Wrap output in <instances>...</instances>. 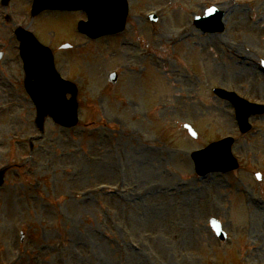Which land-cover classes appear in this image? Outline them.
<instances>
[{
  "label": "rangeland",
  "instance_id": "obj_1",
  "mask_svg": "<svg viewBox=\"0 0 264 264\" xmlns=\"http://www.w3.org/2000/svg\"><path fill=\"white\" fill-rule=\"evenodd\" d=\"M139 1L141 0H131L132 12L129 18V29L131 30L137 25L145 29V23L138 22L137 5ZM249 2L250 0H161V3L144 10L148 11L159 6L167 8V13L164 15L165 24H159L156 28L160 34L158 45L160 58L155 63L157 66L161 65L158 66V69L164 72V78L166 79L165 75L168 73L180 72L178 67L182 66V62L186 59L195 61L199 58L202 67L207 66V71L208 68L216 66L231 67L228 71L214 70L216 81H210V89L219 86L231 89L233 86L231 84H234L239 93L250 101L264 102V69L260 60L249 54L250 50H254L264 58V24L255 23L256 19L264 17L262 10L264 0H259V3L248 12L249 7L242 5ZM213 6L219 7V10L228 6L227 13L236 11L228 21V26L231 28L229 34L224 35L223 38L219 36L204 37L196 33L194 38L188 44L186 43L184 51L176 52L180 47L174 48L171 45L172 40L179 35L182 29L190 28L189 24H191L194 15H203L206 9ZM19 9L22 8L19 7ZM179 12L182 13L183 20L176 24L169 23L168 20L175 22V18L171 16H175ZM168 16L170 17L168 18ZM74 26L73 14L46 13L36 19L35 32L42 44H46L47 41L53 44L55 39L61 41L66 38H74ZM251 26H253V30H251ZM5 33L0 34V42H4ZM129 36L130 32L122 36V39L125 40ZM148 41L149 46L142 47L140 51L142 55L151 57L157 47L153 48V40ZM118 47H120V41L116 39H105L92 43L90 48L85 51V55L79 59L86 60L92 54L98 53L99 58L94 57L95 61L89 67V79L98 80L106 69L116 66V63H110L108 59H113L116 55V51L111 49ZM173 49L177 54H174ZM1 50H4V47H1ZM5 50L9 57H15L18 51L13 48L9 51ZM8 56L0 63V106L6 108V106L14 104V107L10 106L6 112L0 115V142L5 143L4 149L0 146V156L3 153L5 155L0 159V167L3 165L11 167L12 160L20 161L21 155H30L29 147L13 143L11 135L40 134L33 125L36 118L35 108L23 89L24 74L20 61L17 58L16 63L12 62ZM248 58H251L252 61H249ZM121 60L118 66L122 65L123 67L120 69L122 79L116 87L108 84V77L119 67L105 73L99 91L94 90L89 81L81 77L82 85L79 94L82 109L81 125L77 129L65 131L48 121L45 127L46 141L32 143L38 161L32 176L42 181V188L37 189L28 180L25 171L13 170L9 174L11 177L7 178L5 187L0 190V262L11 263L18 254L22 253V255L24 254L23 264H241V259L247 255V250L251 251L252 249L256 254L254 259L257 261L256 263L252 262L264 264V251H262L264 248L263 207L257 209L252 223L247 228L246 226L241 228L233 223L225 224L226 232L233 237L226 244L218 241L207 222L212 216L218 217L211 213L203 212V214L193 216L191 220L194 223V228L189 235L193 239H188L191 240L190 243L180 241L179 238L175 240L174 237L173 241L169 242L165 238L164 232H159L158 224L156 232H153L152 224L149 223L148 228L142 224L141 221H146V214L155 208V206L149 208L148 204L152 206L154 200L153 204L159 205L161 198H158L157 194L151 190L148 191L156 197L149 201H144L139 205L134 202V198H138L144 189H140L142 181L149 182L151 179L157 185L161 182V178L157 173L158 165L150 166L153 176H149L144 174L143 170L138 172L135 163L122 161V158L127 161L128 157L132 162L134 159L136 160L131 148L137 146L139 140L135 139L132 144L120 138V143L117 144L110 131L112 129V126L109 125L110 121L107 123L104 121V118L111 119L116 117L115 115L130 121L143 108L142 105L138 106V100H134L129 95V88L124 83V77L132 74L127 65L133 63H127L128 60L122 58ZM152 60L150 58L145 64L139 62L137 65L146 66ZM183 66L189 67L187 75L196 87L195 92H187L185 86L181 84L176 86L173 83L176 86L174 102L164 106L168 102L166 101L160 107L166 109L174 107L173 111L168 112L170 115L165 116L167 119H164V124H171L172 130L176 133V139L181 142L178 148L186 149L188 154L186 157L181 156L176 159L169 151L171 147L163 145V148L169 153L170 167L174 170L176 164L180 165L182 171H177V173L186 180L190 179L188 175L194 173L189 155L207 147L211 141H218L226 135L235 134L233 131L237 125H235L231 106L220 101L213 105L206 104L212 110L202 117L180 110L191 104L192 98L200 101L199 68L195 63ZM70 68L75 70L73 64L70 65ZM169 78L172 79L171 76ZM139 92L146 95V100L156 97L160 93V81L155 70L150 69L146 77L137 83L135 93ZM201 92L208 93L205 83ZM138 116L143 119L141 115ZM146 119L149 118L146 117ZM10 120L24 127L25 130L18 133H4L5 125L7 122H11ZM116 123L120 126L123 125L122 121H116ZM185 124H190L198 131L200 134L198 142L191 141L183 133ZM256 126L257 129L262 130L259 136L248 135L241 139V145L245 151L243 161L247 160L246 152H250L254 161L251 166L243 167L242 176H247L249 172L254 171V165L264 170V123H257ZM148 127L152 129L151 126ZM2 128L3 131H1ZM8 128L10 130L17 129L13 125H8ZM101 134L110 136V140L103 141ZM155 141L157 142V140ZM40 144L46 145L48 152H39L37 147ZM117 145L120 146V150L116 151ZM253 145H257V147ZM47 162H51L52 169L49 170L46 167ZM121 175L125 176L127 180ZM174 177L180 181L176 173ZM192 177L196 180L194 182L199 179L194 174ZM252 177L254 186L258 187L255 174ZM122 179L124 188L134 185L139 187L134 195L124 197L120 191H115L113 197L107 195L91 197L92 194L87 193L84 198L91 197L92 201L89 203H86L84 198L78 199L75 196L76 192H82L100 184L120 187L119 183ZM17 180L24 186L17 185L15 187V183H18ZM246 180L249 179L247 177L236 179L239 188L246 186ZM176 187H170V190ZM246 191L250 192L249 189ZM255 198L261 200L257 193ZM262 200L264 204V196ZM245 202L244 197L229 198L232 215L240 217V213L233 210V205ZM106 206L111 208L108 213L105 210ZM201 206L204 205L201 204L200 199ZM104 217L108 219L110 229L102 226L101 218ZM124 224L133 234L134 241L143 249L145 248L144 253H135L123 240L120 227ZM23 230L26 238L21 247L19 240ZM173 234L177 233L173 232ZM36 238H38V245L34 246L32 242ZM195 239L198 241L196 245ZM30 251L41 253L40 263L31 259Z\"/></svg>",
  "mask_w": 264,
  "mask_h": 264
},
{
  "label": "water",
  "instance_id": "obj_2",
  "mask_svg": "<svg viewBox=\"0 0 264 264\" xmlns=\"http://www.w3.org/2000/svg\"><path fill=\"white\" fill-rule=\"evenodd\" d=\"M65 2L60 3V9H67L64 8ZM51 8V7H45ZM84 8V7H81ZM198 28L202 29L204 32H221L222 26H220V18L215 16H208L203 20H199L197 22ZM20 39L23 41V53L26 63V70L28 72V80H27V88L33 97V99L37 102L39 106V123L42 126L44 119L47 116H51L54 118L58 123H61L64 126H73L75 124L76 118V105L72 102L67 103L64 99L65 95L69 92L68 85L63 86L58 77L56 76L53 66L52 60H49L51 57L48 51L41 48L34 40L24 32L19 33ZM36 50L37 52L30 54L29 50ZM48 59V61L44 60L45 65L47 66L48 75L45 76L42 74V66H43V58ZM237 107L240 110H248V108L241 102H236ZM68 108L70 109V114L72 116V121L64 122L60 118V111ZM251 113H247L245 118H247ZM227 154L226 158L230 160L229 156V147H225ZM223 150L214 149L208 150L206 153L195 155V158L198 163V171L200 173H204L210 170H219V171H230L233 170V163L229 162L227 165L224 166L223 160L216 159L214 160L215 163L209 164V167H203L205 161L210 159L212 156L216 155L217 153H224ZM2 179H0V185L2 184Z\"/></svg>",
  "mask_w": 264,
  "mask_h": 264
},
{
  "label": "bare ground",
  "instance_id": "obj_3",
  "mask_svg": "<svg viewBox=\"0 0 264 264\" xmlns=\"http://www.w3.org/2000/svg\"><path fill=\"white\" fill-rule=\"evenodd\" d=\"M228 6H225V8H227ZM225 8L223 9V11H225ZM190 108H191V112L194 116H202L203 113L205 112L206 108L201 106V105H197V104H190ZM142 135L144 137V144L142 146H138L137 148H135L132 153L134 154V156H146V157H150L151 153L149 152L147 146L151 144V132L147 129L142 130ZM157 161H155L156 163ZM185 194H192V195H197V193L194 190H187L185 192ZM222 201V197L219 195L217 196V198L214 200V203L216 206H220ZM177 216L180 219H188L189 223L188 226L183 229V234L181 236V239L183 242H187L190 243L191 240L188 239H193L192 237H189L190 233L193 231L194 228V223L191 220L193 218L194 215H196V209L194 207V205L192 204H181V209L177 210ZM191 221V223H190Z\"/></svg>",
  "mask_w": 264,
  "mask_h": 264
}]
</instances>
